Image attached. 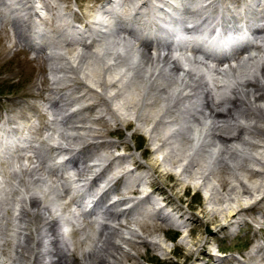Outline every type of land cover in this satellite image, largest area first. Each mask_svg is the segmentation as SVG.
I'll use <instances>...</instances> for the list:
<instances>
[{
	"label": "bare ground",
	"instance_id": "1",
	"mask_svg": "<svg viewBox=\"0 0 264 264\" xmlns=\"http://www.w3.org/2000/svg\"><path fill=\"white\" fill-rule=\"evenodd\" d=\"M33 1L15 0L11 9L23 18L27 33L34 39H39L42 31L35 30L37 24L50 26L54 33L42 46L47 47L46 59L40 58L45 66L46 61L49 62V74L39 78L37 94L32 95L43 98L44 93L49 94L44 97L45 112H52L54 118L43 126L32 125L29 133L33 137L46 129L53 132L55 140H59L58 146L52 149L59 156L65 155L61 164L76 167L73 171L77 177L70 180L72 189H76L71 204L77 206L80 212L74 214L69 209L70 203L63 205L66 214L72 213L71 219L64 222L70 234L62 242L54 231L52 220L47 217L50 216L48 206L41 207L42 215L46 216L44 218L39 212L29 210L38 208L39 202L28 197L30 192L26 190L29 184L39 186L41 182L48 183L52 175L60 182L58 197L63 198L68 192L65 187L68 178L62 179L57 171L49 170L44 164L45 156L28 138H24L25 146H15L14 142L8 145L1 140V147L6 151H0V193L4 192L6 198L0 201V264H39L44 257L45 264H79L80 260L84 264H137V257L143 255L139 252L141 247L138 249V245L144 242L142 233L156 234L160 226L153 221L165 224L168 219L149 212L143 219L133 218L135 224L128 226L122 221L128 216L129 209L114 210L125 199H111L105 205H102V200L116 190L113 187L119 181L134 193L143 182H151L155 186L154 174L163 179L176 177L173 168L181 162L182 172L175 178L176 182L188 189L191 180L197 177L201 188L210 192V209L204 212L209 222L216 220L221 223V229L235 226L237 222L228 221L264 202L263 194L247 206L240 204L243 198L264 189V0H249L246 9L241 8L243 0H155V3L151 0H91L93 6L88 7L86 13L91 20L84 22L76 18L73 21L83 27L81 30H77L65 15L61 17L59 6L50 0H40L45 17L32 5ZM133 3L135 5L130 7ZM4 5L0 0V7ZM122 9L128 12L122 15L119 11ZM129 11L132 13L129 14ZM34 17L39 18L37 24ZM123 17L129 19L128 25H141L139 36L134 35L131 28L122 29L124 25L120 23L126 22ZM0 22L4 25L6 19L1 16ZM188 22H194V27L204 35L217 37L218 42L212 40V44L215 48H223L221 54L227 55L233 50L234 54L223 55L225 61L223 56L215 57L197 42L180 44L172 51L166 42L151 44L147 39L143 40H159L161 37L172 41L173 33L169 25L181 32ZM11 30L17 41L5 48L8 51L22 46L18 37L20 31L15 27ZM250 47L254 48L242 55L244 51L241 50ZM244 69L249 71V77L240 73ZM201 73L209 77L208 82L202 81ZM212 90L221 95L226 90L228 98L215 102L210 95ZM29 108L35 110V116L39 118L46 116L35 104ZM88 112L96 113V116L72 121L81 113ZM134 121L139 122L138 131L149 133L150 143L157 145L155 151H161L163 155L162 159H156L149 165L150 172L147 174L135 176L133 170H122L121 165L128 159L126 156L107 159L97 154L92 163L83 161L78 166L81 160L92 154L93 151L88 149L91 145L79 151L63 145L82 140L84 136L81 134L85 133L93 140L103 138L107 132L93 126L99 122L128 127ZM18 129L21 128L9 130L8 135ZM107 146L112 149L118 145L108 143ZM237 158H245L242 161L259 165L263 170L259 172L249 168L250 165L237 164L238 172H232L228 164H236ZM15 160L17 164L24 161L29 164L19 168L18 173L2 170ZM202 162L206 165L203 166ZM133 164L136 169L143 168L138 162ZM115 166L117 168L114 169ZM111 168L113 170L109 171ZM254 178H257L256 181H252ZM1 180L4 183L14 180L13 190L6 192ZM19 186L25 187L20 192L26 197L20 200L14 197ZM145 196L151 200L150 194ZM14 203L18 208L10 225V204L13 206ZM221 205L227 206V209H220ZM221 214L224 216L221 217ZM108 221L117 225L111 226ZM92 224L98 225L101 232L94 252H84L83 246L90 239L81 237ZM177 225L186 227L190 224L185 221ZM8 231L14 234V238L10 239ZM122 243L129 244L138 255L126 250ZM154 246H160L159 242ZM183 246H188V256L192 255L190 242L184 240ZM261 253L262 250L258 257L259 253L249 257L248 263L257 264L260 258L264 261ZM24 259L26 263H23ZM198 260L200 257L195 261Z\"/></svg>",
	"mask_w": 264,
	"mask_h": 264
},
{
	"label": "rangeland",
	"instance_id": "2",
	"mask_svg": "<svg viewBox=\"0 0 264 264\" xmlns=\"http://www.w3.org/2000/svg\"><path fill=\"white\" fill-rule=\"evenodd\" d=\"M50 1L52 4L59 6V15H61V17L65 15V18L70 23L76 25L77 30H81L83 29V27L80 24H76L73 22L76 18H81L82 20H84V22H87L88 19L91 20L87 17L86 14L88 11V7L93 6L91 0ZM3 2L5 5L0 7V17L2 16L4 19H6V22H4V25L0 22V129L2 128V132H0V141L3 140V142H6L8 145L10 142H14L13 144L15 146H25L27 143L24 141V138H28L31 141V144L36 147V150H39L40 153L45 156L44 164L46 165V167L51 171H57L56 174L60 175L62 179L68 178L67 181H65V187L66 189H68V192L64 195L63 198L58 197V194L60 193V182H58L57 178L53 177L52 175H50L49 177L50 181L52 179V183H50L52 185L49 184L50 181L48 183H39L40 187L30 184L28 186V182L26 183V186H28L26 191L30 192L27 193V196L39 202L38 208H29V210H31L32 212H39L40 217L44 218L46 216L42 215L43 211L41 210V207L48 206V208L50 209V213L48 215L50 216L47 217L52 220L54 224V231L58 238H60L63 242L64 239L70 234L69 231L66 232V229L64 230L65 223L69 219H71L70 215L72 212L74 214H78L80 212L77 206L71 204V200L76 194V189H72L70 180H74V177H77L75 176V172L73 171L76 169V167H72L73 165L71 167L67 166L65 163L61 164L62 160H64L65 155L59 156V153H55V151L52 149L53 146H58L59 144V140L54 139L56 136L53 135V132H47L46 129H42V131L37 133V135H33V137H31L32 135H30L29 133V127H31L32 125L35 126L37 124V126H43L45 125V123H48L54 118L51 115L52 112H45L47 110L45 107L44 97L49 96V94L44 93L43 98L32 96L37 94L36 92L37 87L39 86V78L41 76L49 74V62L46 61L45 66L44 62H40V58L43 57L44 59H46L45 50L47 47L42 48V46L49 42L50 37L54 33L51 32L50 26L37 24L39 18L34 17V22H36L37 24L35 30H42L40 36L38 35L39 39H34V37L30 36V33H27L25 25L22 21L23 18L19 16L18 12H15L13 11V9H11V7L14 6L13 3L15 2V0H3ZM150 2L155 3L156 1L151 0ZM248 2L249 0H243L242 4H244H241V8L246 9V3ZM134 3H136V1H134ZM134 3L130 7H133L135 5ZM33 4L36 10L40 12L39 14L45 17L44 15H46V12L42 11L41 9V1L34 0L32 5ZM119 11L122 15L128 12V10L125 11V9ZM130 13H132V11H129V14ZM123 18H125L126 22L120 24L124 26L131 25L132 27L123 26L122 29L126 30L131 28V30H134L135 32L134 35H138L141 25L137 23L128 25L127 23L130 22L128 21L129 19L126 17ZM8 23H10V25ZM12 27L13 29L15 27L16 30L20 31V36L18 35V37L22 42V46L8 51L5 50V48L12 46L17 41L11 30ZM144 39H147L146 41L151 44H156L157 41L166 42L168 43L167 45H170L169 47H171V50L178 49L180 47L178 46L180 44H174L172 41L164 40L161 37L158 38L159 40H154L155 38H143V40ZM197 48L200 49L198 46ZM253 48L254 47H250L247 48V50H241L244 51L242 55L249 51V49ZM2 50L5 51L3 52ZM224 57L225 56H223V60H225ZM240 73L242 75H246L247 73H249V71H247V69H244L243 71L240 70ZM201 76L202 81H209V77L205 75V73ZM249 76L250 75L247 74V77ZM210 95L212 96L211 98H214L215 102H219L222 99L225 100V98H228V95H226V90L222 93V95L220 93H217V91L212 90ZM85 103L89 105V103ZM33 104H35L40 110H43V112L46 113V116L42 118L35 116V110L29 108V106ZM186 106L188 108H191V106L189 105ZM19 113L23 114L24 116L19 115ZM95 116L96 113L93 112L84 114L81 113L78 118H73L72 121H76L77 119L86 117L89 119H93ZM11 119H13V121L9 122V120ZM138 124L139 122L134 121L132 126L126 127L122 125L104 124L103 122H99L98 124H95L93 126L96 128H102L105 130V132H107L103 138L93 140L89 138L85 133L81 134V136H84L82 140L68 142V144L64 143L63 145L70 148H76L78 151L84 147L87 148V146L91 145L90 147H88V149H90V151H93L92 154L85 158V160H81L78 166H80L81 162L83 161L92 163L91 161L93 157L97 154H101L102 156L107 157V159L113 158L115 156H126V158L128 157V159L124 164L121 165L124 168L122 170L130 169L133 170V174L135 176H141L150 172L149 165L156 159H162L163 155L161 151H155L157 145L156 143H150L148 132H141L137 130ZM18 127L21 128L20 130L18 129L19 132L17 131L12 134L10 132V137L8 135L9 130H14ZM41 133L42 135H40ZM3 134L6 135V137H4ZM182 134H184L185 136V132H182ZM49 136H51V138H49ZM3 142H0V151H6L4 147H1V143ZM108 143H116L118 146L116 148L110 149L107 146ZM94 147L96 148L94 149ZM68 157L66 156V158ZM196 158L200 159V156H196ZM242 159L245 158H237L235 160L236 164L233 162L232 164L229 163L228 168L232 169V172L236 173L238 172L236 171L237 164H245L248 166L250 165L249 168L253 170H263L259 165L249 163L246 160L242 161ZM134 162L142 164L143 168L140 170L136 169L133 164ZM181 163L176 164L173 168V172L177 174V176L182 172ZM21 164H17L15 160L9 164L10 166H4L2 170L7 173L15 170L18 173L20 171L19 168L23 169L25 166L24 164H26L27 166L29 163L27 161H24V163ZM104 165L107 164L105 163ZM205 165L206 164H203V166ZM115 168L117 167L115 166L114 169ZM112 170L113 169L111 168L109 171ZM106 176L107 173L103 176V178L105 179ZM177 176L169 179H163L158 177V174H154V178L156 177L155 179H153L156 180V182H154L156 184L155 186H153L151 182H143L138 186V191L134 193H131L130 190H127L128 186L127 188H124L121 185V181H119L113 187L116 190L111 192V194H109L107 198L102 200V205H105L111 199H125V201H123L122 204L114 210L117 211L120 208L129 209L127 213L128 216L126 217L127 219L125 218V220L122 221L128 226L135 224L134 220H132L133 218L143 219V217H145V215H147L149 212L153 216L159 214L162 215L161 217H165L166 219H168L165 224H162L159 221H153L154 224L160 226L159 231L156 232V234L145 232L144 234L142 233L144 242L142 244H139L140 246L138 245V249L141 247V250L139 249V252L143 255L137 257V264H194L196 262H198L197 264H219L218 262H224L223 264H249L248 260L252 255H256L257 253H259L256 256L258 257L261 250V254L264 255V202H262L257 208L252 209L251 211L248 210L247 212H244L241 215H238L232 220L228 221L237 222L236 224H234L235 226L230 227V229H221V223H217L216 220H213L214 222H209L208 217L205 214L206 210L210 209V205L208 204V198L210 194L209 190L207 188H201V183L200 181H198L197 177L191 180V187L186 189L183 185H178V183L176 182L177 180L175 179L177 178ZM22 177L27 178L25 176ZM103 178L101 180H103ZM256 179L254 178L252 181H256ZM1 182L3 181L1 180ZM213 182L216 183L215 180H213ZM12 183H14V180H10L8 183L3 182L1 183V186L3 189H5L6 192H9L13 190ZM20 189L25 190V187L19 186V189H16V194L14 195L15 199L20 200L26 198L21 195ZM146 194H150L151 200L147 199V196H145ZM263 194L264 189L259 192H255L254 194H252V196L243 198L240 204L243 206H247L252 201L259 199ZM0 198V201L3 198H6V194L4 192H1ZM43 202L45 203L43 204ZM66 203H70L69 209L72 211L67 212V214L65 212L66 209L63 210V205H65ZM86 203L87 202H85L83 206H85ZM23 205L27 207V205H25L24 203ZM10 206L12 207L10 214V217H12L10 225H12L14 220L13 215L14 213H16L15 209L18 207H16V203H14L13 206L10 204ZM226 207L227 206L221 205L219 208L225 209ZM234 207L236 208L238 207V205ZM69 209H67V211H70ZM175 210H177V212ZM222 214L221 217L224 216ZM87 217L89 216H86V218ZM97 217L98 216H95L94 218ZM185 221L190 225L186 227L177 225V223ZM149 222L151 223L150 220ZM107 223L111 226L117 225L112 221H108ZM40 224H42V222ZM72 227L73 226H71V228ZM99 230L100 228L98 227V225L92 224L90 230L86 231L85 234L81 237L83 239L86 237L90 239L87 240L86 245L83 246L82 250H84V252H94L95 243L97 242V238H99V232H101V230ZM11 233V231H8L10 239L14 238V234ZM129 237L139 241V239L136 237H132L131 235ZM184 240L190 242L191 248L193 250L192 255L189 254L188 256L189 247L183 246ZM113 241H116V239H114ZM156 242H159L160 246L155 247L154 245ZM122 246L126 250H129L132 254L138 255L131 246L129 247V244L127 245L122 243ZM198 257H200V261H195ZM24 260L25 261H23V263H26V259ZM45 263L46 260L44 257L41 259V262H39V264ZM84 263L85 262L83 260L79 261V264ZM257 264H264V261L260 258Z\"/></svg>",
	"mask_w": 264,
	"mask_h": 264
}]
</instances>
